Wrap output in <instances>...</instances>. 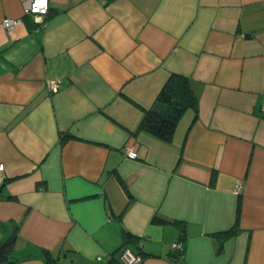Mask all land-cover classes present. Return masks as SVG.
<instances>
[{"label": "crops", "instance_id": "obj_1", "mask_svg": "<svg viewBox=\"0 0 264 264\" xmlns=\"http://www.w3.org/2000/svg\"><path fill=\"white\" fill-rule=\"evenodd\" d=\"M24 1L0 0L8 262L264 264V0H49L45 25ZM172 74L197 110L164 143L139 125Z\"/></svg>", "mask_w": 264, "mask_h": 264}, {"label": "trees", "instance_id": "obj_2", "mask_svg": "<svg viewBox=\"0 0 264 264\" xmlns=\"http://www.w3.org/2000/svg\"><path fill=\"white\" fill-rule=\"evenodd\" d=\"M156 103L164 106V108L162 110L152 108L145 112L139 130L164 143H171L182 115L189 109L197 110V101L192 92L189 79L182 75H170L160 90ZM68 138L69 136L62 135L60 144H63ZM215 176L216 171L213 170L211 183L215 181ZM237 220L238 214H236L235 229L232 232L237 230ZM153 221L157 222L158 220L154 219ZM14 240L15 234L0 244V264H11L8 261L13 250ZM51 263L52 260L48 257L46 264Z\"/></svg>", "mask_w": 264, "mask_h": 264}, {"label": "built area", "instance_id": "obj_3", "mask_svg": "<svg viewBox=\"0 0 264 264\" xmlns=\"http://www.w3.org/2000/svg\"><path fill=\"white\" fill-rule=\"evenodd\" d=\"M22 11L24 16H32L34 22L37 25H45V16L49 11V0H25L22 3ZM22 23V18H4L1 21V27L5 32L9 33L17 25ZM46 87L50 93H56L59 88L58 80H48ZM260 110L264 112V103H262ZM125 155L129 159H135L136 153L131 149H125ZM5 183L4 179L0 176V187ZM241 186L236 185L235 191L240 192ZM173 251L180 249L178 243L171 245ZM121 264H141V257L138 254L133 253L129 248L124 247L120 252Z\"/></svg>", "mask_w": 264, "mask_h": 264}]
</instances>
